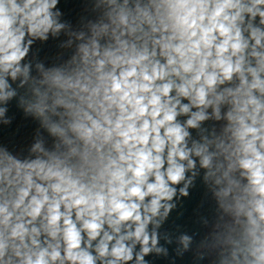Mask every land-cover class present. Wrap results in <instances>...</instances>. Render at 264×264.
Segmentation results:
<instances>
[{
    "label": "clouds",
    "instance_id": "obj_1",
    "mask_svg": "<svg viewBox=\"0 0 264 264\" xmlns=\"http://www.w3.org/2000/svg\"><path fill=\"white\" fill-rule=\"evenodd\" d=\"M60 2L0 0V125L39 123L0 146V264H264V0ZM198 179L206 234L162 232Z\"/></svg>",
    "mask_w": 264,
    "mask_h": 264
}]
</instances>
